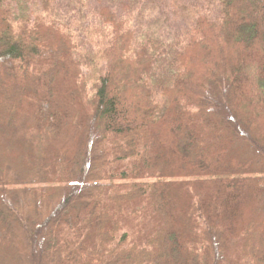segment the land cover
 <instances>
[{"label": "trees", "instance_id": "trees-1", "mask_svg": "<svg viewBox=\"0 0 264 264\" xmlns=\"http://www.w3.org/2000/svg\"><path fill=\"white\" fill-rule=\"evenodd\" d=\"M29 1L0 0V264H264V0L199 16L157 85L109 6L79 43Z\"/></svg>", "mask_w": 264, "mask_h": 264}, {"label": "rangeland", "instance_id": "rangeland-1", "mask_svg": "<svg viewBox=\"0 0 264 264\" xmlns=\"http://www.w3.org/2000/svg\"><path fill=\"white\" fill-rule=\"evenodd\" d=\"M101 5L109 6L129 28L136 32V45L148 46L158 58L155 71L159 81L171 73L174 54L187 42L199 16L205 15L211 21L223 18L224 6L220 0H53L49 11L43 7V0H31L20 6H13L16 19L22 16H44L47 22L55 21L60 27L73 33L81 43L89 39L92 28L108 32L98 12ZM93 51L97 52L95 43ZM155 88V100L162 103V96ZM222 88L211 90L218 96ZM25 264H28L26 261Z\"/></svg>", "mask_w": 264, "mask_h": 264}]
</instances>
